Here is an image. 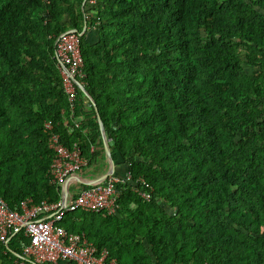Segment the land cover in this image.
Listing matches in <instances>:
<instances>
[{
  "label": "trees",
  "instance_id": "trees-1",
  "mask_svg": "<svg viewBox=\"0 0 264 264\" xmlns=\"http://www.w3.org/2000/svg\"><path fill=\"white\" fill-rule=\"evenodd\" d=\"M85 5L0 0V197L55 199L43 122L90 163L97 115L110 158L151 192L120 184L115 214L76 209L65 229L117 264H264V0ZM84 22L97 37L79 38L86 95L76 86L70 111L52 43ZM19 240L0 244V264Z\"/></svg>",
  "mask_w": 264,
  "mask_h": 264
},
{
  "label": "built area",
  "instance_id": "built-area-1",
  "mask_svg": "<svg viewBox=\"0 0 264 264\" xmlns=\"http://www.w3.org/2000/svg\"><path fill=\"white\" fill-rule=\"evenodd\" d=\"M85 2L87 7L94 0ZM86 17L84 12L83 18ZM82 32L83 29H65L54 36L52 43L59 84L70 111L73 110L75 87L83 85L79 49ZM43 127L47 130L46 144L52 153L47 169L49 182L57 189V197L34 201L26 196L15 207H9L0 197V244L5 245L14 232L20 231L28 238L27 242L18 241L20 253L12 264H117L104 247L96 248L82 231L65 229L62 219L65 213L76 209L115 214L120 184L127 183L143 199L149 197L151 186L142 177L131 182L127 169L123 174L109 170L105 176L91 180L79 178L77 174L88 166V159L82 155L78 143L63 144L51 131L49 121H44ZM109 139L101 134L100 142L104 148ZM70 183L75 187H68Z\"/></svg>",
  "mask_w": 264,
  "mask_h": 264
},
{
  "label": "crops",
  "instance_id": "crops-1",
  "mask_svg": "<svg viewBox=\"0 0 264 264\" xmlns=\"http://www.w3.org/2000/svg\"><path fill=\"white\" fill-rule=\"evenodd\" d=\"M85 14L89 16V11H85ZM88 18L89 17H86L85 19L88 20ZM82 29L84 31L83 35L87 41L93 42L96 39L95 30L91 25L84 22ZM101 134L102 133H100V137ZM89 146H91V150L96 152V155L92 158L90 163L88 162L87 167L89 168L86 167L87 169L84 168L77 174L79 178L81 177L85 178V180H91L108 172L109 170L116 174H123L125 172V166L120 164L118 159L112 160L109 156L108 148H104L101 142H97L94 143V145ZM73 186L75 187V184H68V187L72 188Z\"/></svg>",
  "mask_w": 264,
  "mask_h": 264
},
{
  "label": "water",
  "instance_id": "water-1",
  "mask_svg": "<svg viewBox=\"0 0 264 264\" xmlns=\"http://www.w3.org/2000/svg\"><path fill=\"white\" fill-rule=\"evenodd\" d=\"M78 87L83 91V93L86 95V92L84 91L83 87L81 85H78ZM91 102V105H93V102ZM94 107V106H93ZM96 119H97V122H98V126H99V130H100V133H102V127H101V124H100V121H99V118L98 116L96 115ZM106 173L102 174V176H105Z\"/></svg>",
  "mask_w": 264,
  "mask_h": 264
},
{
  "label": "rangeland",
  "instance_id": "rangeland-1",
  "mask_svg": "<svg viewBox=\"0 0 264 264\" xmlns=\"http://www.w3.org/2000/svg\"><path fill=\"white\" fill-rule=\"evenodd\" d=\"M95 34H96V32H95ZM96 37H97V36H96ZM244 69L246 70V72H251L253 68H251V67H249V66H245ZM87 168H89V167H87ZM87 168H86V169H87Z\"/></svg>",
  "mask_w": 264,
  "mask_h": 264
},
{
  "label": "clouds",
  "instance_id": "clouds-1",
  "mask_svg": "<svg viewBox=\"0 0 264 264\" xmlns=\"http://www.w3.org/2000/svg\"><path fill=\"white\" fill-rule=\"evenodd\" d=\"M103 133V132H102ZM108 148V147H107Z\"/></svg>",
  "mask_w": 264,
  "mask_h": 264
}]
</instances>
